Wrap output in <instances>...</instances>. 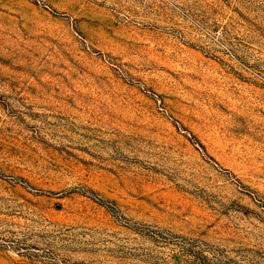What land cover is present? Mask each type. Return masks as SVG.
<instances>
[{
    "label": "rangeland",
    "instance_id": "1",
    "mask_svg": "<svg viewBox=\"0 0 264 264\" xmlns=\"http://www.w3.org/2000/svg\"><path fill=\"white\" fill-rule=\"evenodd\" d=\"M0 264H264V0H0Z\"/></svg>",
    "mask_w": 264,
    "mask_h": 264
}]
</instances>
